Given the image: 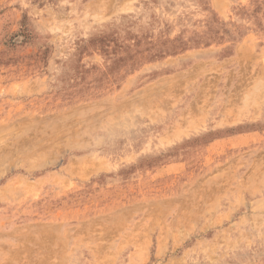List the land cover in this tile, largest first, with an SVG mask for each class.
<instances>
[{
    "label": "rangeland",
    "instance_id": "obj_1",
    "mask_svg": "<svg viewBox=\"0 0 264 264\" xmlns=\"http://www.w3.org/2000/svg\"><path fill=\"white\" fill-rule=\"evenodd\" d=\"M0 264H264V0H0Z\"/></svg>",
    "mask_w": 264,
    "mask_h": 264
}]
</instances>
